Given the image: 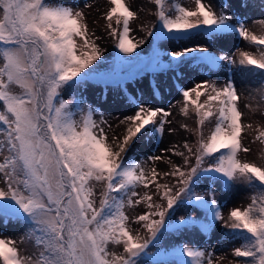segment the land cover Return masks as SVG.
Here are the masks:
<instances>
[{"label": "snow or ice", "instance_id": "obj_1", "mask_svg": "<svg viewBox=\"0 0 264 264\" xmlns=\"http://www.w3.org/2000/svg\"><path fill=\"white\" fill-rule=\"evenodd\" d=\"M148 2L155 23L147 35L157 46L145 60L137 51L143 41L130 35L137 11L126 0H108L106 31L129 58L117 56L118 65L171 70L179 79L192 65L211 74L227 64L229 72L259 78L252 91L264 103V34L229 14L227 0L219 8L205 0H195L194 8L179 0ZM90 7L68 0H0V223L23 225L18 239L0 238V264H218L224 257L172 239L193 228L207 234L218 222L240 241L228 264H264V164L240 158L250 152L242 136L252 123H244L235 81L207 79L181 88V113L194 110L196 117L195 143L168 149L182 163L169 160L163 174L154 166L146 170L127 154L139 136L162 135L171 112L132 98V114L120 119L124 134L109 138L103 113L82 94L63 97L90 80L112 82L98 71L104 50L96 42L101 37L89 31L84 9ZM229 35L255 52L216 54L192 44L200 36L216 41ZM161 41L175 47L162 51ZM257 132L264 144V130ZM162 175L171 180L161 183ZM217 184L246 186L250 203L225 217ZM140 205L147 211L131 217L127 210Z\"/></svg>", "mask_w": 264, "mask_h": 264}, {"label": "rangeland", "instance_id": "obj_2", "mask_svg": "<svg viewBox=\"0 0 264 264\" xmlns=\"http://www.w3.org/2000/svg\"><path fill=\"white\" fill-rule=\"evenodd\" d=\"M68 2L80 4L81 6L85 3L91 4L90 8L84 9L87 15L89 31L101 37L96 42L104 50V57L98 62L101 65L98 71L107 74V77L112 82L105 84L90 80L75 93L72 90L64 92L63 97L71 100L74 94L77 98L82 94L87 104L96 108L98 112L103 113L104 118L107 120L104 127L109 138L113 135L117 136V133L119 134L118 127L122 125L120 119L132 114L130 100L135 98L149 106L163 108L172 113V116L169 117L171 123L165 125V130L168 128L170 132L178 135L176 145H182L185 142L195 143L196 137L191 130L197 128L196 117L194 110H190L188 116H184L181 113L183 98L180 94V89L194 87L195 84L207 79H211L218 85H223L226 79L231 77L235 81L240 94L238 106L245 114L244 123H252V128H245L242 136V142L244 146L250 148V152H241L240 158L257 164H264V144L256 140L258 135L257 128L264 130V117L260 115L261 111H264V103H261L259 95L252 91L260 85L258 77L250 76L236 69L229 72L227 64H224L211 74L192 65L183 70L179 79L173 75L171 70L159 68L152 70L139 63L118 65L116 62L117 56L123 59L129 58L118 52L115 48L114 39L106 31V21L103 19V15L108 8V0H68ZM126 2L132 10L137 11L139 16V19L131 24L132 32L130 35L134 41H143L137 51L141 57L148 60L152 55L154 46H157L155 38L147 35L149 26L155 23L151 15L154 6L148 0H126ZM179 2L188 8L195 7V0H179ZM205 2L219 8L225 0H205ZM227 3L230 5L228 8L229 14L245 18L246 25L251 32L257 35L264 34V5H262L261 0H227ZM244 3L248 6H241ZM192 44L208 47L216 54H235L238 56L237 49L255 52V46L248 45L246 41L235 35H229L216 41L200 36L196 37ZM159 46L162 51L175 47V45L166 41L159 42ZM156 89L159 91L157 92ZM201 99L203 100L204 98L202 97ZM245 105L250 107H245ZM96 118L99 119L98 116ZM214 121L215 117L212 118V122H206L204 128L205 136L210 133L214 126ZM182 125H186L187 129L182 127ZM162 136H139L127 155L138 162H142L146 170L154 166L158 172L163 174L165 171L170 170L169 160L176 164H180L182 161L180 157L173 155L171 152H166V146L162 144ZM149 148H152L151 150L153 148L157 149L161 153L159 156L166 157L167 155V157L163 162H160V160L153 162L148 159L154 155ZM154 156H157V154ZM147 163H151L152 166ZM168 180H171V178L163 177L162 175L160 182L163 183ZM172 182L174 183L175 181L172 180ZM138 191L144 192L146 190L140 188ZM250 194V190L244 185H234L231 188H225L221 184L216 185V198L222 207L225 217L233 208L239 207L243 209L247 207L250 203ZM127 211L134 218L136 215L143 214L147 209L144 205H140ZM195 215L199 217L200 213L197 212ZM22 227L23 225L17 221L0 223V235L16 240L22 234ZM130 227L136 228L138 226L130 225ZM172 239L180 244H188L189 246L213 251L217 257H224L218 264H228V261L233 259L231 256L232 249L240 244L239 240H233L229 237L227 231L219 222L207 234L193 228L187 230L182 236L179 234L174 235ZM21 247L30 248V245H21ZM117 251L119 250L117 249Z\"/></svg>", "mask_w": 264, "mask_h": 264}, {"label": "bare ground", "instance_id": "obj_3", "mask_svg": "<svg viewBox=\"0 0 264 264\" xmlns=\"http://www.w3.org/2000/svg\"><path fill=\"white\" fill-rule=\"evenodd\" d=\"M167 130H165V132L162 134V144H164V146H166V152L168 153L169 151H167L168 149H171L174 145H176V141L178 140V135H176L175 133H172L168 130V128H166ZM118 131H119V134L117 133V136H122L125 132V126L124 125H120L118 127ZM166 144V145H165ZM150 150L152 148H149ZM153 152V154H157V156L161 155L160 151H158L157 149H154L151 150ZM153 155V156H154ZM167 157V155H166ZM165 156L163 157V159L160 160V162L166 158ZM149 164V166H152L151 163H147ZM0 238H8V237H4V236H1L0 235Z\"/></svg>", "mask_w": 264, "mask_h": 264}]
</instances>
